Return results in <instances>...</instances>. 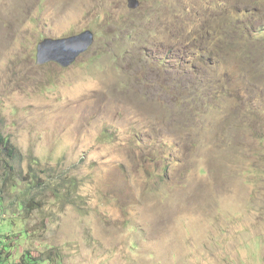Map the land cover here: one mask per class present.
<instances>
[{"label": "rangeland", "instance_id": "1", "mask_svg": "<svg viewBox=\"0 0 264 264\" xmlns=\"http://www.w3.org/2000/svg\"><path fill=\"white\" fill-rule=\"evenodd\" d=\"M139 2L0 0L14 260L264 264V0ZM85 29L72 65L37 62Z\"/></svg>", "mask_w": 264, "mask_h": 264}, {"label": "water", "instance_id": "2", "mask_svg": "<svg viewBox=\"0 0 264 264\" xmlns=\"http://www.w3.org/2000/svg\"><path fill=\"white\" fill-rule=\"evenodd\" d=\"M92 41L93 34L89 31L67 39L46 38L38 45L37 62L56 61L64 67L69 66Z\"/></svg>", "mask_w": 264, "mask_h": 264}, {"label": "trees", "instance_id": "3", "mask_svg": "<svg viewBox=\"0 0 264 264\" xmlns=\"http://www.w3.org/2000/svg\"><path fill=\"white\" fill-rule=\"evenodd\" d=\"M0 143L4 145V148L6 151H8L9 156H14V149L10 148L9 146V139L4 138L0 136ZM17 184H13V187H16ZM68 195H70L68 193ZM30 202H35V199L32 198L29 200H23L20 201V208L24 209L28 206ZM11 222V221H10ZM5 225H11L13 226L12 222L9 223L5 218H2L0 215V264H48L50 262V258L44 259V258H36L33 257L30 252L27 253H21L19 257V262L15 261V253H14V242H16V239H21V236L27 237V229L26 231L15 232V231H9L7 229L6 233H3V228Z\"/></svg>", "mask_w": 264, "mask_h": 264}, {"label": "clouds", "instance_id": "4", "mask_svg": "<svg viewBox=\"0 0 264 264\" xmlns=\"http://www.w3.org/2000/svg\"><path fill=\"white\" fill-rule=\"evenodd\" d=\"M132 1V3H130V5L132 6V5H136V4H138V5H140V2H139V0H131ZM225 8H226V6L225 5H223ZM223 7V8H224ZM245 7V4L243 3V5H241V8H244ZM247 7H250V5H247ZM264 7V5H261V6H258V7H256V8H254L253 10H251V11H249L248 12V14L246 15V16H254V15H256L257 13H258V11L261 9V8H263ZM222 11H225V10H223L222 9ZM231 29V28H230ZM232 30V29H231ZM87 31H89V32H91L92 34H93V41H92V43L89 45V47L85 50V51H83L82 53H80L77 57H76V59L77 58H79L83 53H86L87 51H89L90 49H91V47L95 44V42H96V36H95V33L91 30V29H85V30H83V31H81V32H79V33H77V34H72V35H68V36H63V37H59V38H50V37H45L44 39H46V38H50V39H67V38H71V37H75V36H78V35H80V34H82V33H84V32H87ZM244 35V34H243ZM43 39V40H44ZM42 40V41H43ZM41 41V42H42ZM39 45V44H38ZM37 53H38V46H37ZM36 58H38L37 57V54H36ZM76 59L70 64V65H72L75 61H76ZM50 62H52V63H56V64H58V65H60L61 67H63V68H67V67H69V66H66V67H64V66H62L61 64H59L58 62H56V61H48V62H46V63H50ZM43 64H45V63H43Z\"/></svg>", "mask_w": 264, "mask_h": 264}]
</instances>
